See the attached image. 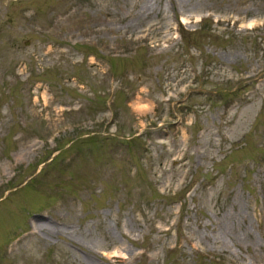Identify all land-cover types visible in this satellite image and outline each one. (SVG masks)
<instances>
[{"label":"rangeland","instance_id":"rangeland-1","mask_svg":"<svg viewBox=\"0 0 264 264\" xmlns=\"http://www.w3.org/2000/svg\"><path fill=\"white\" fill-rule=\"evenodd\" d=\"M0 264H264V0H0Z\"/></svg>","mask_w":264,"mask_h":264},{"label":"bare ground","instance_id":"bare-ground-1","mask_svg":"<svg viewBox=\"0 0 264 264\" xmlns=\"http://www.w3.org/2000/svg\"><path fill=\"white\" fill-rule=\"evenodd\" d=\"M40 223H42V222H40ZM40 223H35V226L37 227L38 231H40V230L43 231V228H41V226H43L44 223H42V225H40ZM34 233H35V231H34Z\"/></svg>","mask_w":264,"mask_h":264}]
</instances>
